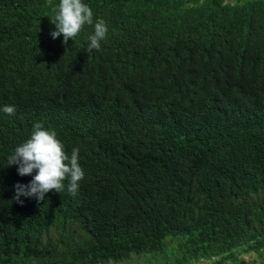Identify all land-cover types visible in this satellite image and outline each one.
<instances>
[{"label": "trees", "instance_id": "16d2710c", "mask_svg": "<svg viewBox=\"0 0 264 264\" xmlns=\"http://www.w3.org/2000/svg\"><path fill=\"white\" fill-rule=\"evenodd\" d=\"M59 3L0 0V264H264V0H82L91 52L94 24L51 37ZM37 122L75 197L13 198Z\"/></svg>", "mask_w": 264, "mask_h": 264}, {"label": "clouds", "instance_id": "9594fccd", "mask_svg": "<svg viewBox=\"0 0 264 264\" xmlns=\"http://www.w3.org/2000/svg\"><path fill=\"white\" fill-rule=\"evenodd\" d=\"M52 11L54 18L50 22L55 30L50 35L53 39L63 36L62 43L67 45L69 39L81 32L82 26L94 24V34L87 37L86 51L100 50L101 42L107 34L106 23L102 19L94 23L92 9L82 3V0H60ZM0 111L14 115L16 109L13 105H4ZM78 153L79 149L74 147L69 155L63 143L57 139L55 130L46 129L42 123H35L30 138L16 146L14 152L7 157L8 166L15 165L18 175L32 177L27 184L14 185L13 198L21 204V196L34 197L39 202L45 199V194L49 191L60 193L65 190L75 197L79 182L85 175Z\"/></svg>", "mask_w": 264, "mask_h": 264}, {"label": "rangeland", "instance_id": "374dc122", "mask_svg": "<svg viewBox=\"0 0 264 264\" xmlns=\"http://www.w3.org/2000/svg\"><path fill=\"white\" fill-rule=\"evenodd\" d=\"M240 257L243 261H246L248 259L252 261H257L259 259L258 255L253 252L240 253ZM108 264H114V263H108ZM117 264H148V263H146L145 259L142 256H130L124 262ZM154 264H156V262H154Z\"/></svg>", "mask_w": 264, "mask_h": 264}]
</instances>
